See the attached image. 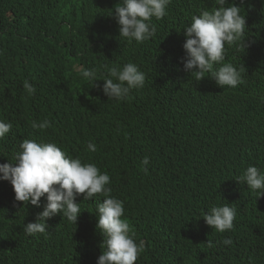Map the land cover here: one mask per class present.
Returning <instances> with one entry per match:
<instances>
[{"label":"trees","instance_id":"16d2710c","mask_svg":"<svg viewBox=\"0 0 264 264\" xmlns=\"http://www.w3.org/2000/svg\"><path fill=\"white\" fill-rule=\"evenodd\" d=\"M119 3L0 0V120L12 124L0 139V164L14 163L28 139L55 143L106 172L110 195L123 202L122 217L136 242H144L135 264H264V240L252 246L253 228L239 199L232 231L203 226L204 214L230 205L238 191L264 206V195L236 181L249 166L264 172V0L225 2L240 7L247 22L244 49L228 46L225 53L224 63L241 70L244 81L225 107L224 88L210 83L207 72L198 78L180 63L183 29L193 15L213 10L214 0H171L167 14L152 19L155 36L131 44L119 37L113 18ZM127 63L145 74L144 86L131 90L129 99L108 100L105 66ZM81 68L96 70L93 85ZM25 81L34 95L27 94ZM256 91L260 105L241 112L244 101L254 107ZM44 120L51 126L32 128ZM103 199L96 194L84 201L81 194L76 224L57 214L45 221L46 233L27 236L24 226L36 222L46 200L40 208L14 202L12 186L0 181V264H96L104 250L96 228ZM256 212L264 214L258 207ZM228 238L233 243L223 244Z\"/></svg>","mask_w":264,"mask_h":264},{"label":"clouds","instance_id":"9594fccd","mask_svg":"<svg viewBox=\"0 0 264 264\" xmlns=\"http://www.w3.org/2000/svg\"><path fill=\"white\" fill-rule=\"evenodd\" d=\"M171 0H120L114 9V20L119 26V37L129 44L143 43L156 34V26L152 19H162L167 14V6ZM226 0H214L216 7L201 10L199 15L191 17L190 25L183 29L185 55L180 63L183 70L190 75L203 78L207 72L210 83L218 88H224L221 103L223 107L227 101L240 92L239 85L244 81L241 70L231 63H224L228 46L245 47L244 33L246 18L237 6L225 7ZM113 12L111 15H113ZM227 45V46H226ZM216 65H221L215 69ZM103 81V94L109 99L120 101L129 99L133 89L142 88L145 84V74L139 71L134 63L108 68ZM83 78L93 85L96 79L95 69H80ZM28 95L35 94V87L28 81L23 84ZM249 90V94L252 92ZM253 106L247 101L240 103L241 112L251 111L260 105L257 91L254 92ZM231 108L236 105L230 102ZM34 129H46L51 126L50 121L32 123ZM12 124L0 120V139L10 132ZM89 151L95 152L96 145L89 142ZM14 163L0 164V181H7L14 192V202L24 205L41 207V198L46 203L43 210L37 214L36 222L28 223L23 228L27 236L46 233L47 219L62 215L68 222L76 224L81 213L76 198L83 194V200L89 201L96 194H103L105 199L97 205L96 228L103 236V252L96 264H135L140 253L144 251V242L139 243L134 238L130 224L123 218V202L110 195L109 175L101 173L95 164L82 163L80 158H72L62 151L55 143H42L25 139L19 144L18 150L12 157ZM149 160L145 157L141 164L147 172ZM238 183H244L247 189L264 195V172L256 166H249L242 175L236 178ZM241 203L245 215L253 228L251 244L257 247L264 240V214L257 215L258 209L264 211V206L254 197L238 191L232 196L230 205L212 207L203 216V226L210 232L228 233L234 228L237 214L235 205ZM202 220V223H203ZM209 226V227H208ZM225 245L233 243L231 238L222 241ZM208 247H213L211 241Z\"/></svg>","mask_w":264,"mask_h":264}]
</instances>
